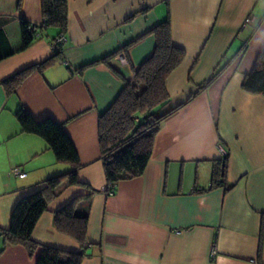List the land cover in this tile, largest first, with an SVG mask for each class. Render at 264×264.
Wrapping results in <instances>:
<instances>
[{
  "label": "crops",
  "instance_id": "crops-1",
  "mask_svg": "<svg viewBox=\"0 0 264 264\" xmlns=\"http://www.w3.org/2000/svg\"><path fill=\"white\" fill-rule=\"evenodd\" d=\"M169 9L172 43L186 56L166 89L170 108L182 107L162 123L143 174L112 193L98 116L152 54L149 32L165 18V0H68L59 57L14 93L0 85V229L20 198L70 170L41 138L21 132L15 114L24 109L61 124L81 162L80 185L63 182L33 229L40 246L80 251L54 223L80 198L75 212L88 219L81 264H264V95L242 88L264 51V0H170ZM21 21L41 25L39 0H0V56L15 52L0 60V82L54 55L51 27L18 52ZM219 146L228 191L210 188ZM37 255L0 238V264H35Z\"/></svg>",
  "mask_w": 264,
  "mask_h": 264
},
{
  "label": "trees",
  "instance_id": "trees-1",
  "mask_svg": "<svg viewBox=\"0 0 264 264\" xmlns=\"http://www.w3.org/2000/svg\"><path fill=\"white\" fill-rule=\"evenodd\" d=\"M67 2L68 0H39L43 21L40 26L20 22L21 48L18 52L30 47L40 37V31L49 27L57 31L58 38H64L67 31ZM169 3L170 0H165V18L149 32L155 38L152 54L134 70L133 78L124 82L117 98L98 116V144L107 194L112 193L119 182L143 174L162 123L182 107L170 108L166 89L168 77L186 56L183 49L172 43ZM62 43L55 45L51 58L22 69L0 82V85L8 94L14 93L31 72L42 70L59 57ZM14 53L10 50L6 55H1L0 60ZM242 88L250 94L264 95V51L257 55L252 69L244 76ZM15 117L22 133L41 138L56 161L69 165L70 170L46 180L40 189L18 200L11 213L9 228L0 229L3 245L22 246L30 257L38 252L35 264H81L88 219L75 212L80 198L73 199L54 214L57 231L77 241L80 251L68 252L40 246L31 238L39 217L55 199L56 189L65 181L69 185H80L77 175L81 162L77 151L63 126L52 119L35 121L24 109L18 110ZM226 172L227 157H224L215 162L210 188L224 185L225 191L230 190L231 187L226 184Z\"/></svg>",
  "mask_w": 264,
  "mask_h": 264
},
{
  "label": "built area",
  "instance_id": "built-area-1",
  "mask_svg": "<svg viewBox=\"0 0 264 264\" xmlns=\"http://www.w3.org/2000/svg\"><path fill=\"white\" fill-rule=\"evenodd\" d=\"M64 41V38H58L56 41H55V43H53V48L55 47V45L56 44H58V43H62ZM121 57V56H120ZM123 57V56H122ZM121 57V58H122ZM219 148V152H220V154H221V157L222 158H224V157H227V153H226V151L221 147V146H219L218 147ZM11 174L13 175V176H15V177H18V178H23V177H25V173L24 172H22L19 168H13V169H11ZM211 256H214V254H215V251H214V248H211Z\"/></svg>",
  "mask_w": 264,
  "mask_h": 264
}]
</instances>
